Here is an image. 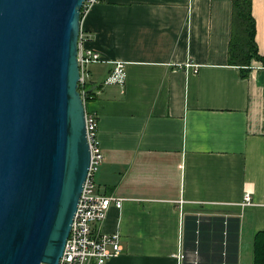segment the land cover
<instances>
[{
  "label": "crops",
  "instance_id": "obj_1",
  "mask_svg": "<svg viewBox=\"0 0 264 264\" xmlns=\"http://www.w3.org/2000/svg\"><path fill=\"white\" fill-rule=\"evenodd\" d=\"M252 14L264 56V0H252ZM233 34V0H97L83 12L85 45L105 59L88 66L95 98L85 106L104 156L94 178L98 192L124 198L92 224L95 234L123 236L120 254L104 264H207L192 245L194 216L208 234L221 227L214 217L225 219L235 264H255L264 231V61L253 59L244 77L229 61ZM116 62L123 85L105 83ZM246 192L251 205L240 204Z\"/></svg>",
  "mask_w": 264,
  "mask_h": 264
},
{
  "label": "water",
  "instance_id": "obj_2",
  "mask_svg": "<svg viewBox=\"0 0 264 264\" xmlns=\"http://www.w3.org/2000/svg\"><path fill=\"white\" fill-rule=\"evenodd\" d=\"M85 0H0V264H58L92 152L79 91Z\"/></svg>",
  "mask_w": 264,
  "mask_h": 264
},
{
  "label": "built area",
  "instance_id": "obj_3",
  "mask_svg": "<svg viewBox=\"0 0 264 264\" xmlns=\"http://www.w3.org/2000/svg\"><path fill=\"white\" fill-rule=\"evenodd\" d=\"M97 0H85L83 11H88ZM78 63L80 68L79 91L83 98L85 86L87 85L88 66L93 63L104 62L102 54L85 45V39L80 34L78 40ZM126 79L125 66L123 62H116L115 68L105 83H119L123 85ZM85 101V100H84ZM87 137L90 143L92 160L89 173L84 185L81 198L74 216L69 237L66 242L64 253L58 264H89L95 261L104 264L110 258L120 254L123 249V236L120 232L95 234L92 229L93 223H103L113 205L121 208L124 198L114 194H102L97 191L94 175L103 161V152L98 138V120L86 111ZM242 205L252 204V195L244 194L240 203ZM199 251L195 250L198 255ZM182 258L183 255L181 254ZM197 264V261L195 262Z\"/></svg>",
  "mask_w": 264,
  "mask_h": 264
},
{
  "label": "trees",
  "instance_id": "obj_4",
  "mask_svg": "<svg viewBox=\"0 0 264 264\" xmlns=\"http://www.w3.org/2000/svg\"><path fill=\"white\" fill-rule=\"evenodd\" d=\"M83 7L81 11V17L83 14ZM242 21V27L244 30V38L235 40V24L236 19ZM233 20H234V34L229 50V61L231 64L239 65L242 69L243 76L247 77L250 71L251 61L253 59L264 61V56L258 51V47L255 40V21L252 14V0H233ZM91 85L85 86L84 100L88 101L95 98V91ZM82 89L79 86V90ZM196 218V219H195ZM219 219L215 220L221 225L220 228H216L218 231L215 233H206V224L197 221V217L194 216V224L192 226L191 241L193 247L200 249L201 255H203L209 262L207 264H222L225 261L226 264H235L237 252L236 249L229 250L228 246L225 247L223 238V219L222 217H214ZM220 218L222 220H220ZM238 220V219H235ZM198 222V223H197ZM225 222H227L225 220ZM220 230V231H219ZM227 232V229H225ZM198 231V232H197ZM227 243V242H226ZM232 247H230L231 249ZM223 251H226V255H223ZM255 264H264V231L259 232L255 239Z\"/></svg>",
  "mask_w": 264,
  "mask_h": 264
},
{
  "label": "rangeland",
  "instance_id": "obj_5",
  "mask_svg": "<svg viewBox=\"0 0 264 264\" xmlns=\"http://www.w3.org/2000/svg\"><path fill=\"white\" fill-rule=\"evenodd\" d=\"M236 24H235V37L234 39L235 40H238L239 38H244L245 35H244V30L242 27V21L238 18L236 19Z\"/></svg>",
  "mask_w": 264,
  "mask_h": 264
}]
</instances>
